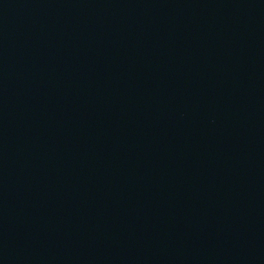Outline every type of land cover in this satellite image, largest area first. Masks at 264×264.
Instances as JSON below:
<instances>
[{
  "label": "water",
  "instance_id": "1",
  "mask_svg": "<svg viewBox=\"0 0 264 264\" xmlns=\"http://www.w3.org/2000/svg\"><path fill=\"white\" fill-rule=\"evenodd\" d=\"M0 264H264V0H0Z\"/></svg>",
  "mask_w": 264,
  "mask_h": 264
}]
</instances>
